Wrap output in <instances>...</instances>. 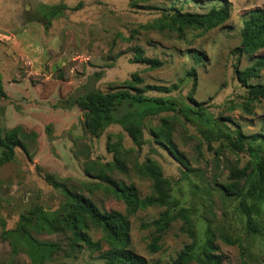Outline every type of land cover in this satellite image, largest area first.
<instances>
[{"label": "rangeland", "instance_id": "1", "mask_svg": "<svg viewBox=\"0 0 264 264\" xmlns=\"http://www.w3.org/2000/svg\"><path fill=\"white\" fill-rule=\"evenodd\" d=\"M58 4L67 7L62 16L47 19L44 7ZM223 5L229 6L230 17L210 31L187 30L180 38L155 28L172 8L202 14ZM256 8H264V0H0V79L6 95L0 101V137L18 128L22 145L15 148L14 160L0 166V264L102 263L99 252L71 249L67 232L27 229L35 244L14 232L22 224L20 216L32 211L51 221L65 198L60 185L91 199L102 211L124 213L123 203L103 190L106 184L84 171L90 162L112 161L108 139L120 142L129 157L128 172L115 173L114 178L133 184L140 198L150 194L151 182L136 174L135 163L152 161L169 184L164 208L140 207L129 216L130 247L148 264L171 262L193 241V253L199 256L206 228L215 234L214 254L222 264H264V202L255 217L262 235L251 233L238 210V198L220 189L231 169L249 171L246 151L212 141L203 133L207 127L172 112L142 121L141 149L118 126L94 139L85 128L84 113L63 107L64 101L86 89H124L137 75L142 86L168 89L148 94L204 107L210 121L225 124L232 135H258L264 147V100L250 103L246 111V89L236 79V71L264 58V49L253 55L237 51L245 15ZM135 49L160 66L151 69L137 62ZM263 83L264 64L248 84ZM163 121L184 165L169 153L163 139L158 143L154 138ZM165 210L171 222L157 242L158 250L151 251L154 229L144 225ZM86 232L93 241L101 238L91 226ZM46 244L55 247L47 250ZM106 249L102 244V251Z\"/></svg>", "mask_w": 264, "mask_h": 264}, {"label": "trees", "instance_id": "2", "mask_svg": "<svg viewBox=\"0 0 264 264\" xmlns=\"http://www.w3.org/2000/svg\"><path fill=\"white\" fill-rule=\"evenodd\" d=\"M46 18H56L63 14L67 8L63 4L45 6ZM76 9V8H75ZM230 17L228 5L219 8H211L206 13L182 12L179 9H171L156 23L158 30H169L178 37H184L187 30L207 32L224 24ZM264 49V8L250 10L242 23L241 45L237 49L239 53L253 55ZM135 60L155 69L160 66L156 59L143 58L142 51L135 49ZM264 64V58L259 57L251 66L236 71V79L240 86L246 89V102L243 107L247 111L250 103L264 100V83L248 84L250 79L256 78L260 67ZM143 85L142 79L137 75L132 77L128 87L118 90L101 92L96 89H86L77 97L64 101V108L76 107L84 113L85 128L91 138L99 139L110 126H118L130 139L131 143L141 149L144 144L142 121L159 114L172 112L188 120L199 122L204 129V134L212 141H225L239 152H247L251 159V168H234L229 171L228 181L220 186L226 196L238 198V210L245 218V228L248 232L262 235L255 217L261 214V204L264 202V147L260 143L262 137L254 135L250 138L243 137L236 131L232 135L228 127L217 124L216 120L209 119L206 108L196 109L185 100L174 96H155L148 94L155 90L158 93L167 92L165 87ZM175 88V87H174ZM0 79V101L5 98ZM191 100V97H188ZM0 105V114H1ZM207 125V126H205ZM18 128L10 130L4 137H0V166L11 162L15 158V148L22 147ZM156 141H163L169 145V153L180 163L185 164L183 157L177 153L170 140V129L163 121L162 126L153 132ZM250 139V140H249ZM106 149L112 154L110 163L90 162L84 171L87 175L106 184L103 190L113 199L121 201L124 205V213L110 210L102 211L91 199L83 197L77 192L69 191L62 185L65 198L57 211L52 214L51 221L38 211H32L27 215H21V225L14 233L21 238H26L35 244L27 229L42 231L44 228L55 232H67L71 235V249L84 247L92 252H99L101 264H148L146 259L136 254L130 247L129 240V216L133 215L140 207L164 208L169 194V184L163 178L158 166L150 160L143 163H135L136 174L145 177L151 182V192L140 198L133 184L125 185L114 178L115 173L125 175L128 172V151L119 143H111L107 140ZM98 186V185H96ZM94 186V187H96ZM35 218L34 221L32 219ZM171 222L169 213L165 210L157 219L144 226L154 229V236L149 245L151 251H157V242L166 232ZM91 226L101 233L100 240L93 241L86 232ZM226 244H233L227 236H220ZM215 234L209 229L205 230L204 243L200 249V255L193 251L196 242L185 246L169 263L156 264H222L221 257L215 255L217 247L214 245ZM102 244L107 249L102 251ZM45 247L51 249L52 244ZM35 256V251L32 253Z\"/></svg>", "mask_w": 264, "mask_h": 264}]
</instances>
